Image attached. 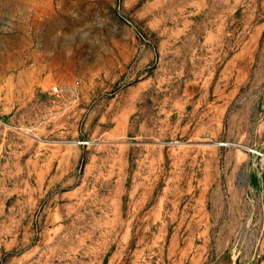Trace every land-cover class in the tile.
I'll use <instances>...</instances> for the list:
<instances>
[{
	"label": "rangeland",
	"instance_id": "1",
	"mask_svg": "<svg viewBox=\"0 0 264 264\" xmlns=\"http://www.w3.org/2000/svg\"><path fill=\"white\" fill-rule=\"evenodd\" d=\"M0 264H264V0H0Z\"/></svg>",
	"mask_w": 264,
	"mask_h": 264
}]
</instances>
